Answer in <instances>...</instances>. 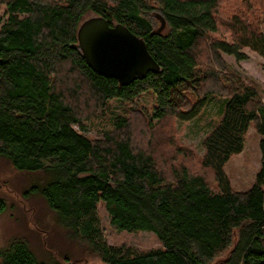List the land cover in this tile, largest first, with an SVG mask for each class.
Returning <instances> with one entry per match:
<instances>
[{
	"label": "trees",
	"instance_id": "16d2710c",
	"mask_svg": "<svg viewBox=\"0 0 264 264\" xmlns=\"http://www.w3.org/2000/svg\"><path fill=\"white\" fill-rule=\"evenodd\" d=\"M223 1L0 0L6 14L0 23V156L19 170L48 175L29 192H39L69 235L103 264H264V101L240 76L229 88L223 80L224 54L243 60L249 48L264 58V10L253 11L251 20V1L240 0L245 12L230 0L224 15ZM93 15L143 37L160 69L124 86L93 70L75 47L80 24ZM161 18L164 30L153 33ZM221 28L230 39L212 36ZM143 92L155 95L144 112L150 129L152 120L171 115L195 119L211 98L225 96L221 119L203 140L204 155L179 146L159 157L152 138L134 136L129 115L116 116L115 130L102 139L84 133L89 114ZM251 125L261 136V168L249 190L237 191L224 167L243 150ZM99 203L116 228L152 231L162 248L133 253L108 245ZM5 208L0 197V213ZM0 258V264H80L40 259L23 239L3 248Z\"/></svg>",
	"mask_w": 264,
	"mask_h": 264
},
{
	"label": "rangeland",
	"instance_id": "374dc122",
	"mask_svg": "<svg viewBox=\"0 0 264 264\" xmlns=\"http://www.w3.org/2000/svg\"><path fill=\"white\" fill-rule=\"evenodd\" d=\"M242 1L237 0V3L241 5L239 9L247 12L245 2L242 3ZM247 1H251L252 9L250 17L248 14L247 16L254 20L253 11L257 12V15H259L258 12L263 13L264 0ZM223 2L225 5L221 10L225 15L231 12V9L228 11L230 4L227 5L230 0ZM3 7L0 5V23L6 18ZM157 25H160V22ZM212 36H224L230 39L231 32L221 28V32L212 33ZM206 45L205 41L200 42L197 51L198 59L202 62L206 59ZM243 51L247 55V58L243 60L224 54L227 72L223 73V76H226V80H223L228 86L226 88L231 87L229 84L231 79L240 76L246 84L256 86L259 96L264 101V58L249 48H244ZM154 96L153 92H143L134 101L111 99L104 111L99 108L100 110L89 114V119L85 121L87 128L84 133L92 139H102L108 132L115 130L116 116L129 115L134 136L141 142L148 139L151 141L152 138L151 147L155 146L159 157L170 154L179 146L189 150L190 155L194 157L196 154L204 155L203 140L221 119L220 108L222 98L225 96L218 95L211 98L205 109L195 119L182 120L171 115L158 121L152 120L154 126L150 129L148 128L149 120L144 112L152 109L155 102ZM188 98L194 102L195 93L190 91ZM260 140V134L251 125L246 134L243 150L225 164L224 169L233 189L246 191L255 184L262 162ZM47 176L42 171L19 170L8 159L0 156V197L6 201V208L0 213V251L13 240L23 239L28 241L30 248L40 259L46 261L57 259L65 263L64 259H68L80 264H103L101 257L91 251L85 243L77 242L69 235L67 229L59 223L58 214L51 209L39 192H29L34 184L43 182ZM97 214L103 239L108 245L123 247L133 253L162 248L157 235L152 231H127L116 228L111 223V217L103 203L98 204Z\"/></svg>",
	"mask_w": 264,
	"mask_h": 264
},
{
	"label": "water",
	"instance_id": "95a60500",
	"mask_svg": "<svg viewBox=\"0 0 264 264\" xmlns=\"http://www.w3.org/2000/svg\"><path fill=\"white\" fill-rule=\"evenodd\" d=\"M165 25L161 18V25L153 33L160 34ZM77 36L75 47L93 70L116 78L122 86L160 69L145 39L122 23L111 25L103 16L93 15L80 24Z\"/></svg>",
	"mask_w": 264,
	"mask_h": 264
}]
</instances>
